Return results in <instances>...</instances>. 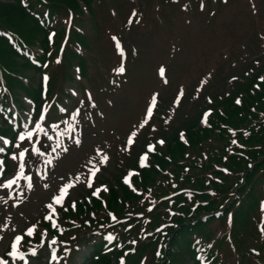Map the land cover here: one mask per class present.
I'll return each instance as SVG.
<instances>
[{"label":"rangeland","instance_id":"374dc122","mask_svg":"<svg viewBox=\"0 0 264 264\" xmlns=\"http://www.w3.org/2000/svg\"><path fill=\"white\" fill-rule=\"evenodd\" d=\"M119 1L117 9L112 0H105L99 5L97 2L93 5L97 16L94 28L89 20L85 4L81 3L85 12L81 19L74 21V25L81 29L88 43L93 32L96 33L95 44L98 53L81 47L77 42L74 43L79 52L86 57L87 67L84 71L80 72L78 59L73 60L70 67L62 69L64 54L61 56V50L55 48L51 53L52 60L49 65L44 66L40 71L30 69L26 72L33 85L38 86L40 83L42 90L39 105L35 101L37 107L32 98L23 92L20 93V99L26 103V109L20 111L19 115L22 118L21 125H23L24 133L34 134L32 140L27 141L31 143L29 146H21L29 149L25 157L24 175L32 177L33 188L29 191L26 188L27 182L24 176H20L18 177L19 187L24 188V193L22 197H16V193L13 192V198L21 199V203L15 208L10 207L12 200H9L7 204H0V229H3L0 235L4 236V239L0 240V254L7 251L5 245L13 236V226L17 234L23 235L21 244L25 241L24 230L35 223L37 228L33 233L42 232V241L34 243L30 250L23 252L29 264H47L49 261L51 264H83L86 260L85 256L89 255L90 248L92 251L90 245H84L82 241H79L81 246L75 248L76 252L70 250L62 242L76 244L75 239L69 236V226H58L54 232L51 229L48 232L43 225V220L50 222L51 216L61 221L55 207L58 204H53L55 214L45 208L50 198L58 194V188L74 177L77 172L80 173L81 180L85 179L86 172H83L85 161L89 158L94 162L99 161L105 153L109 156L110 162L101 165L100 172L93 177V183L94 186L103 183L107 188L115 184L117 171L110 166L121 158L119 145L124 144L125 134L130 125L141 118L145 101L151 93H159L158 104L154 109L155 117L150 120V124L155 126L161 127L166 120L167 124L172 122L173 116L168 114L166 109L178 107L181 103L185 105V107L182 105L185 112L196 114L201 107L204 113L206 109L211 108L209 105H212V102L205 105L211 92L221 94L223 91H230L232 77H237L234 71L236 67L241 66L245 59L257 64L261 63L256 60L255 53L258 51H261L264 56V0H167L164 2V11L160 15L152 11L153 7L150 8L147 4L148 0H134V4L131 0ZM92 2L94 1L91 0V5ZM201 3H203V9L200 8ZM138 8H142V11L129 29L134 18L131 17V13L133 10L137 13ZM66 13L63 10L61 16H66ZM143 13L148 14V21L145 23L141 20ZM113 36L116 37L115 40L112 39ZM110 48L116 49L117 52L110 53L108 57V53L105 54L106 60L107 58L110 60L109 63H117L119 56L126 59L130 54L126 65V75L120 79L122 87L117 88L116 93L109 86L111 76L108 72L109 63L104 62L99 56L101 51L104 52ZM36 49V52L42 53L39 46ZM57 58L59 63L55 62ZM160 65L165 66L167 83H164L163 78L158 75L157 69ZM123 67L125 69V65ZM45 73L55 85L50 95H48L49 79L46 83L42 80ZM260 75H264V71ZM181 88L183 96L178 105H173V100ZM86 89L91 92L95 108L88 99ZM73 91L77 95H72ZM190 94L195 97V100H190L187 104L184 96L186 95V99ZM78 98L83 101L82 104L78 102ZM10 99L17 101L11 97ZM19 101L21 102V100L17 102ZM74 108L80 109L79 115L72 114ZM211 109L213 111V108ZM101 113H103L102 116ZM37 122L40 125L39 129H37ZM148 133L147 130L142 131L136 139V144L139 143L142 135L145 136ZM18 135L20 134L17 131L13 137L17 142H21L17 139ZM73 138L81 140L78 147ZM159 139L164 140L163 137ZM233 140L239 144L236 138L233 137ZM58 144L67 146V153L61 152V149L57 147ZM0 146L2 147L0 149H4L1 152L5 154L10 144L5 145L1 140ZM33 147L38 149V152H33ZM214 147L219 146L216 143ZM97 148L100 150L99 156L95 154ZM124 154L125 152L122 156ZM123 157L128 160L127 156ZM49 160L53 161L51 166L47 164ZM150 160L148 156V164ZM12 168L11 173L5 172L3 175V159L0 157V181L13 175L14 171H18L16 163L12 164ZM169 168H174V165H170ZM37 171L46 172V178L42 180L34 175ZM135 171L140 173L137 169ZM133 176L129 178L130 181ZM61 177L64 179L62 180ZM45 183L48 185L47 188L43 187ZM72 183L74 187L67 189L68 195L63 198L62 204L65 206L72 205L73 200L76 202L87 193L88 188L83 184L75 179H72ZM13 187L17 186L13 185ZM10 190L0 189V195ZM194 191L192 187L182 188L166 195L164 199L168 200L183 193L191 197ZM167 211L170 214V222H162L167 225L156 227L155 232L149 236L157 241L162 234L158 243H163V246L171 242L174 234L172 233L168 241L164 243L167 238L166 229L173 225L176 216H184L173 208ZM254 214H256L254 216L256 228L253 227L254 223L250 222L245 231L246 242L251 245L250 251L244 256H235L233 243H231L232 247L223 243L221 247L218 246L223 264H264V224L262 223L264 204L262 214L259 209ZM46 215L50 219H44ZM4 224L8 227L3 228ZM228 224V221L213 220L211 228L214 230V235H230L227 232ZM79 235L86 237L82 231ZM145 240L148 241V239ZM108 246L110 252H118L119 264L121 257H124L125 264H134V259H130L129 250L125 248L122 240L108 242ZM32 249L36 250L35 256L31 255ZM56 250L58 254L55 253ZM53 254L56 257L55 260H52ZM184 255L186 256L184 261L181 260L182 264L194 263L189 260L186 252ZM13 264H24V262L14 260Z\"/></svg>","mask_w":264,"mask_h":264},{"label":"trees","instance_id":"16d2710c","mask_svg":"<svg viewBox=\"0 0 264 264\" xmlns=\"http://www.w3.org/2000/svg\"><path fill=\"white\" fill-rule=\"evenodd\" d=\"M99 1L97 5L105 0ZM165 1L160 0L158 9H152L156 15L163 13ZM81 2L87 7L94 28L97 16L91 0H0V93L4 99L9 101L11 97L18 101L23 92L39 105L41 85L34 86L26 72L30 69L40 71L49 65L52 51L60 49L67 37L61 68L70 67L71 62L78 59L81 70L86 69V57L75 49L74 43L78 41L83 48L96 52V33L93 32L88 43L81 29L74 25V21L84 14ZM112 2L117 9L120 1ZM153 2L147 1L150 8L154 7ZM62 9L67 12L66 16H61ZM70 12L73 14L71 24ZM142 15V23H145L148 14ZM37 46L42 53L36 52ZM115 51L110 48L101 51L99 56L109 63L105 54L108 53V57ZM255 56L261 63L245 59L234 69L237 77L232 79L229 92L210 93L212 105L209 106L213 111L206 124L202 123L204 109L199 106L196 114L185 112L183 103L178 107H168L166 110L173 116V121L156 126L155 132H151L149 127V133L139 139V146H132L131 151L123 155L128 160L121 156L110 166L117 174L115 184L107 193L91 196V190H87L90 198L82 197L75 209L63 210L59 227L69 226V236L75 239V243L82 241L88 245L93 239L100 238L93 241L85 264H111L113 259L118 262V252H110L108 241L103 239L106 232H112L122 240L134 264H182L185 252L193 264H201V260L208 264H223L220 257V245L223 243L230 246L233 243L235 256H244L250 251L246 227L253 222L256 228L254 213L259 209L262 214L264 204V82L257 79L264 71V56L261 51ZM33 60L41 62V66H36ZM108 66L111 69L112 63ZM256 84L259 88L254 87ZM54 86L50 78L48 95ZM185 96L187 104L195 100L192 94L186 99ZM237 97L241 100L239 105L235 103ZM0 116V133H5L4 129L12 131L10 116L4 117L1 112ZM181 132L185 140L180 139ZM152 137H163L165 144H155L156 151L149 153V167L140 168L139 152L146 151L147 143H154ZM233 137L239 144L231 143ZM216 143L217 148L214 147ZM107 162L109 164L110 161ZM170 165L174 168H169ZM129 169L140 172L132 177V187L122 179ZM188 186L195 189L191 197L183 193L164 199L182 188H190ZM170 208L184 216H176L173 225L166 229L164 243L174 234L157 257L155 250L162 234L157 241L152 237L150 242H146L144 237L149 229L167 225L162 222H170L167 211ZM213 220L228 221L227 232L230 235L215 236L211 228ZM48 227L52 230L51 224ZM80 231L86 235L85 238H80Z\"/></svg>","mask_w":264,"mask_h":264},{"label":"snow or ice","instance_id":"6c2138e0","mask_svg":"<svg viewBox=\"0 0 264 264\" xmlns=\"http://www.w3.org/2000/svg\"><path fill=\"white\" fill-rule=\"evenodd\" d=\"M200 8L203 9V3L200 4ZM135 10L132 11L131 13V17H135ZM131 19V18H130ZM49 39L51 40V36L49 37ZM113 40L116 39L115 36L112 37ZM119 47V45H117ZM56 63H59V58H57V60L55 61ZM78 71V69H77ZM116 72L123 74L125 69L123 66L115 69ZM158 75L160 77L163 78V82L167 83V78H166V69L164 65H160L157 69ZM210 75V74H209ZM78 78V77H77ZM49 79V76L45 73L42 77V80L46 83ZM233 80L236 79L235 76L232 77ZM257 79L259 81L264 82V75L257 77ZM203 83V82H202ZM255 88H259V84L254 85ZM88 96L89 101L91 102V105L93 108H95V102L92 100L91 97V92L90 90H85ZM72 95H77V93L75 91L72 92ZM158 96L159 93L158 92H153L150 94L148 100L145 101V105H144V110L143 113L141 115V118L135 122H133L129 129L128 132L125 134V141H124V145H123V150L124 151H131L132 146H134V144L136 143V139H138L140 133L144 130H147L150 127L151 132H155L156 131V126L154 124H150V120L152 118V116L154 115V109L157 107L158 104ZM183 96V89L181 88L178 91V94L176 95V97L173 100V105H178L180 98ZM78 102L79 103H83V101L79 100L78 98ZM211 98H208V103L211 104ZM109 103H111L109 101ZM235 103L237 105H239L241 103V100L239 97L236 98ZM61 111H66V109H61ZM212 112L211 108H208L204 111L203 113V118H202V123L206 124L207 123V118L210 116ZM80 113V109L74 108L73 111V115H79ZM101 116L103 115V113L100 114ZM41 119H43V117H41ZM168 121L166 120L165 123H167ZM40 128L39 122H37V129ZM229 131H232L231 129H229ZM245 135H247V133H245ZM31 140L32 139V132H26L23 134L18 135L17 139L21 142L25 141V139ZM74 139V143L75 145L78 147L81 143V140L79 138H73ZM152 140H154V143H147L146 144V151L142 152L139 154L138 156V163H139V167L140 168H145L148 167V156L149 153H152L155 151V144H159L161 146H163L165 144V141L163 139H156L155 137L151 138ZM180 139L181 140H185L184 134L183 132L180 133ZM0 140L3 141V143L5 145L9 144L10 141L6 138L0 137ZM231 143L233 145H235L237 143L236 140H232ZM14 147L16 148V151L13 152L11 154V159L14 161L18 162V171H14V174L11 175L10 177L4 178L2 181H0V189H11L10 191H6L4 194L0 195V204H7L9 200H12V204H11V208H15L19 203H21V199H14L13 198V192L16 193V197H22L23 193H24V188L19 187V179L18 177L20 176H24L25 180H26V188L31 191L33 188V183H32V177L31 176H26L24 175L25 173V166H26V161H25V157L26 154L28 153L29 149L26 148H22L21 144L17 143L14 145ZM57 147H59L61 149V152L63 153H67L68 151V147L64 146V145H60L58 144ZM4 149H0V151H3ZM33 152H38V149H35L34 147L32 148ZM96 155H100V150L97 148L96 150ZM108 160V156L107 154H103V156H101L99 161H93L91 158L87 159L83 165V168L85 170V172L87 173L85 176V179L81 180L80 179V173L77 172L74 177L70 178L67 182L63 183L59 188H58V194H54L51 198H50V202L45 204V208L49 209L53 212V214H55V209L53 208V204H61L63 203V198L68 195V192L66 191L67 189L74 187V184L72 183V179H75L78 183L83 184L85 187H87L90 191V195L91 196H97L101 190H103L104 192L108 191V188L105 184L101 183L98 186H94L93 183V177H95L97 175V173L100 172L101 170V165L106 164ZM47 164L49 166H51L53 164V161L49 160L47 162ZM187 171V169H185ZM226 171V170H225ZM139 173L136 172L133 169H129L127 171V174L124 175L122 177L123 182L128 185L129 187H132L131 183H130V177L133 175H138ZM34 175L39 176L40 179H45L47 173L46 172H39L37 171L36 173H34ZM61 179L63 180L64 178L61 177ZM13 185H16L17 187H13ZM44 188H47L48 185L47 183L43 184ZM133 191H135V189H133ZM72 207L73 209H75V201L73 200L72 203ZM150 210V209H149ZM112 219H115V217L109 213L108 214ZM44 219H50L49 216H44ZM87 222V221H86ZM8 225L4 224L3 228H7ZM37 228V224L33 223L31 224L29 227H27L24 230V235H28V236H32L34 230ZM3 229H0V231H2ZM13 236L11 238H9L7 244L5 245V247L7 248V251H5L4 253L0 254V264H13L14 260H18V261H23L24 264H29V261L25 259V254L23 252H21L19 250V245L20 242L23 240V235L21 234H17L16 233V229L13 226ZM4 236L0 235V240H3ZM109 239H112L111 237H109ZM133 244L136 243L135 240L132 241ZM31 255L35 256L36 255V250L32 249L31 250ZM56 257L53 254L52 255V260H55ZM47 264H51V262H47ZM120 264H125V259L124 257L120 258ZM141 264H143V262H141Z\"/></svg>","mask_w":264,"mask_h":264}]
</instances>
